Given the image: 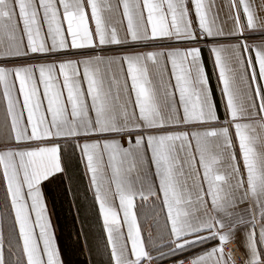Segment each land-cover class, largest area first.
Instances as JSON below:
<instances>
[{"label": "snow or ice", "instance_id": "1", "mask_svg": "<svg viewBox=\"0 0 264 264\" xmlns=\"http://www.w3.org/2000/svg\"><path fill=\"white\" fill-rule=\"evenodd\" d=\"M74 161L85 261L45 196ZM0 190V264H264V0H0Z\"/></svg>", "mask_w": 264, "mask_h": 264}, {"label": "crops", "instance_id": "2", "mask_svg": "<svg viewBox=\"0 0 264 264\" xmlns=\"http://www.w3.org/2000/svg\"><path fill=\"white\" fill-rule=\"evenodd\" d=\"M204 59L206 62V68L210 77V86L213 88V90L215 91L217 88V80L215 75H213L212 72V62L209 59L208 56V52L207 49L204 50ZM75 162H73V166H72V183H69V181L67 180V178L60 176L59 174L57 175V180L60 177H63L69 191L66 194L67 198H70L71 200V208H70V212L69 210H66L63 200L65 199V196L63 195V193L61 191H51L50 188L52 187V184H55L57 182V180L53 181L50 185L46 184L45 185V196H46V200L48 203V207L51 213V218L55 227V231H56V236H57V241L58 244L60 246V248L62 249V243H61V239L58 235V232L63 231V230H79L82 235L81 237V246L83 245L84 242V236L85 231H97L98 232V238L97 241H100L101 243L103 242V233L101 230V220L98 216V206L95 205L93 203V199H92V194L90 192L87 191V179L86 178H81L78 174H76V172L74 171V165ZM79 168L81 169L82 172V166H79ZM82 180L85 189H86V194L88 196H90V202H83L81 204H78L77 202V198L76 195L73 191V184L77 185L79 184V182ZM3 196V192L2 190H0V197ZM72 213H74L75 215V220L76 222L73 223L71 218ZM95 216L93 218V216ZM146 227V226H145ZM77 237L74 236L73 239V243H71V246H75L78 245V243L76 242ZM96 241V242H97ZM95 244V242H94ZM63 251V250H62ZM75 252H72V258L78 261H85L88 257L87 251L85 249V251L83 253H81L80 250H73ZM99 259V258H97Z\"/></svg>", "mask_w": 264, "mask_h": 264}, {"label": "trees", "instance_id": "3", "mask_svg": "<svg viewBox=\"0 0 264 264\" xmlns=\"http://www.w3.org/2000/svg\"><path fill=\"white\" fill-rule=\"evenodd\" d=\"M74 171L76 172V174H78L81 177V169L79 168L77 162H75ZM72 189L76 195V198H77L76 200H77L78 204H81L83 202H90V198H89L90 196H88L86 194V189H85V186H84L82 180L77 185L73 184ZM50 190L51 191H61L63 193V195L65 196V199L63 200L64 206L66 207L65 209L69 210V212H70L72 202H71L70 198L66 197V194L68 193L69 189H68L63 177H60L55 184H52V187L50 188ZM92 216H93V214H92ZM94 217L95 216H93V218ZM70 219L72 220L73 223L76 222L74 213H72ZM81 233L82 232H80L79 230H76V231L63 230V231L58 232V235H59V237L61 239V243H62L61 244L62 250L65 253V255L72 253V252H75V251H73L75 249L76 250L81 249V247H82L81 246V243H82L81 242V237H82ZM85 234H86V231H85ZM74 236L77 237L76 242L78 243V245H75V246L72 245L71 246V243H73ZM97 238H98V232H97V237H95V243L97 241Z\"/></svg>", "mask_w": 264, "mask_h": 264}, {"label": "rangeland", "instance_id": "4", "mask_svg": "<svg viewBox=\"0 0 264 264\" xmlns=\"http://www.w3.org/2000/svg\"><path fill=\"white\" fill-rule=\"evenodd\" d=\"M86 234H87L89 241L94 244L95 237H97V232L96 231H88V232L86 231Z\"/></svg>", "mask_w": 264, "mask_h": 264}, {"label": "built area", "instance_id": "5", "mask_svg": "<svg viewBox=\"0 0 264 264\" xmlns=\"http://www.w3.org/2000/svg\"><path fill=\"white\" fill-rule=\"evenodd\" d=\"M229 247H234V245H230Z\"/></svg>", "mask_w": 264, "mask_h": 264}]
</instances>
